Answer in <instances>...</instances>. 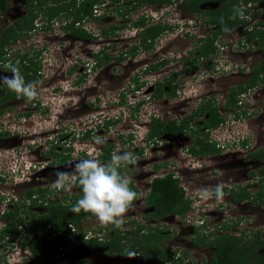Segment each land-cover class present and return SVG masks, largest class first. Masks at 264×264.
I'll use <instances>...</instances> for the list:
<instances>
[{
    "label": "flooded vegetation",
    "instance_id": "flooded-vegetation-1",
    "mask_svg": "<svg viewBox=\"0 0 264 264\" xmlns=\"http://www.w3.org/2000/svg\"><path fill=\"white\" fill-rule=\"evenodd\" d=\"M41 1L21 0L22 3H19V0H9L8 8L5 11H0V20L4 19L7 23L2 32L0 29V75L11 76L12 73L9 68L11 65H16L26 81H39L37 85L39 86L42 84L41 77L44 76L41 60L44 54L48 55L51 43H57L58 46L64 48L65 51L62 53L66 56L71 41L82 42L92 40V38L98 39L96 36L103 37L104 30L112 31L114 25H122V28L116 31L129 27L128 31H132V36L128 38L132 39L133 43L126 51L120 53L123 56L116 60V63L122 67L126 66L124 73L132 66V72L129 78L121 72L115 75L112 73L111 76H114L116 81L128 80L123 84L120 93L121 106L130 111V121L127 119V125L132 127L134 123L140 131L143 129L144 136L140 139L141 144L137 145L136 150L131 153H136V156L141 158L146 155L149 148H153V151L158 152V157H161L159 152L161 148H166V142L170 143L169 146L173 144L177 147L184 140H187L188 136L195 138L194 143L190 148H187L186 160L181 161L179 159L180 166L176 163L173 164V162H177V159L174 158L175 156L169 155L168 157L171 158L159 159L157 157L158 159L154 160L155 163L149 162L148 166L153 168L150 170L144 165L140 166L139 161L133 165V168H130V164L122 167L121 171L130 179L131 187L139 193L137 200L134 201V210L125 213V222L119 228L112 223H102L91 213L83 211L73 213V216L68 217L66 220L65 231H58V234H65L66 231L68 233L70 230L71 237L66 245L62 244L54 248V251L58 252L56 254V264H240V261H235L239 258L235 255L237 253L235 248L238 246H235L232 239L241 242L242 233L236 232L238 224H241V219L237 215L235 209L237 207L232 206L241 207L248 203L253 204V207L258 204L262 207L261 210L264 209V191H261V189L256 193L252 190L258 184L264 183V172H262L264 165L260 168L259 174H254L251 170L244 173L248 185H242L239 183L240 181H235V184L231 187L226 183L219 185L220 188H217L222 193L219 196L217 195L218 189L214 191L206 189L195 191V188H193L190 190L185 182L187 179L194 181L199 171H204V169L200 170L201 168L193 166L192 161L210 163V165L208 164V171H211L209 167L214 164L212 157L235 161L234 168L231 169L230 173L239 176L242 169L237 165L251 166L255 158H258L256 154L264 151V149L260 152L257 149L252 151L247 149L243 157L242 150L247 145L248 137L235 140L230 134V132L236 134L235 130L237 128L252 122H241L240 116L244 114L246 116H256L257 118L258 112H260L256 106L251 105L253 108H251V111H247L249 108L243 105L248 93H252V97L248 102L254 101L256 99L254 96H256L257 98L260 97L261 103L264 105L262 99L264 94V57L261 62H258L255 51V45L258 44L263 47L261 50L264 54V34L262 32L264 22L258 19L260 12L264 14V0H162V2L160 0H150L151 2L146 0H91L93 12L84 19L77 17L80 8L76 6L60 11L62 12L60 15L59 12L52 17L44 13V18L39 22V12L37 10L42 12L47 6L46 3L43 4V1ZM70 1L64 0L67 3ZM82 1L76 0V4L79 6ZM178 1L181 6L180 8H173L170 13L172 17L164 14L156 16L144 12L145 10H152L154 5L161 8L165 5H173L174 2ZM230 4L238 6L237 8H243L245 14L243 17L237 16L236 23L224 32L221 31L220 24L214 21V17L218 11L221 12L226 9L225 11L231 12V9H229ZM48 6L54 7L56 3L49 1ZM235 9L233 7L232 10ZM109 11L122 17L119 23L109 20L112 18ZM27 17L31 18L26 21ZM97 19L100 20L98 23L101 24L99 34L90 32L85 26L86 21ZM225 20L228 24L227 27H229L231 22H229L228 17ZM54 23L61 24L60 30L65 32L64 36L53 34L51 37L49 35V32L54 28ZM156 25H161L164 29L152 38L145 31L146 28ZM116 31L111 32L109 36L105 35L108 40L103 48V56L99 54L102 50L96 51L92 55L96 67H100L99 69H102V71L103 68L112 65V58L115 56L112 54V46H114L112 42ZM224 37L225 39H222ZM178 38L181 39L178 41ZM175 40L179 44H182V42L186 44L184 43V47L179 46L175 49L174 46L170 45ZM253 42L256 44H253ZM161 43H167V46ZM206 45L208 49H205ZM226 47L228 50H225ZM149 49H158L164 54L159 63L144 62V58L131 59V65H125L124 62L120 61L124 60L125 56L133 58L139 55L140 51ZM204 50L207 52H204ZM226 55L227 57H225ZM100 58L107 60L99 65ZM227 63H230L231 66L227 67ZM68 65L70 66L68 71L61 67V73L55 77L58 82L53 87L54 93L69 90V87L76 88V86L72 87L76 83L68 78L77 70L79 64L71 61V64L68 63ZM221 72L223 73L221 74ZM162 74H165V76L161 77ZM256 74H258L257 83L251 84L250 81ZM199 75L202 78L206 75L209 81L211 79L217 81L219 76H248L249 81L246 82L248 85L242 83L246 87L250 86V92H243L242 83H234L228 84L223 93V95L225 94L224 99L227 98V106L236 99V96H242L243 100L240 99V107L237 108L239 110L244 108V111L237 112L233 115V119L227 120L225 115H222L220 107L216 106L215 99H205L204 95H197L200 104L196 107L192 106L191 102L196 97L187 95L186 87H189ZM89 76L91 75H87V78ZM64 80H67L68 85H64ZM81 81L80 79L78 82ZM44 84L49 87L55 82L47 79ZM127 87L129 88L127 89ZM43 94L38 92L36 98L26 102L23 97L18 98L17 94L8 89L6 85L0 86V154L8 157L10 163L23 162L24 167H27L24 171L27 175L26 178L16 175L12 178L14 188L10 194L9 191H0L1 194L6 196L9 194V197L13 199V202L11 201L12 205L20 202L17 191L22 184H32L36 180L40 181L50 171L55 174L57 169L72 172L74 163L80 159H100L107 162L116 152L114 139L112 137L107 138V134L111 127L118 126L121 120L116 121L114 117L102 120L100 115L94 120L93 113L96 111L93 113L87 112L90 115L85 120L80 119L81 115L79 113L81 111L79 110L83 105L77 104L72 109L78 117L77 120L73 119L75 124L69 123L67 119L71 117H67V115L73 114L65 111L67 115L61 112L58 113V117L61 119L58 125L52 127V129H46L45 126L40 125L42 122L38 119L45 117V119L42 118L43 121H48L51 118L49 106L45 104ZM135 98H138V100L132 102L131 99L134 100ZM175 99L178 101L172 108L165 105V103L167 104V102ZM92 104L90 106H93ZM148 104L163 105L164 113L154 112L147 117L141 115L142 108ZM143 105L145 106L143 107ZM209 105L216 107V112L222 118L217 126H211ZM143 116L147 119H142ZM92 120L96 123L91 126L89 124L92 123ZM134 120L136 122H133ZM230 121L236 122L237 125L234 124L235 130L230 129L231 126H228ZM255 121H253V124ZM156 123H162L164 128H155ZM170 123L176 124L180 130L177 132L165 131ZM117 126L113 129L117 132L119 144L127 143L133 146L136 143V132H126L118 129ZM228 128L230 132H224ZM97 129H105L102 130V133L105 135L106 143L101 145L94 143L93 138L96 136L95 133H98ZM214 131L221 134L219 139L215 136ZM228 136L233 140H230ZM26 141L28 143H24ZM17 143L20 147H16ZM228 144L241 145L240 149H236V152L242 153L240 158L234 157L235 152L227 151L230 148ZM35 146L36 150L34 149ZM39 146H44V148H39ZM87 146L93 148L87 149ZM209 146L213 150L208 151ZM194 148L202 150L203 153L195 154L193 152ZM94 150L98 152L91 156L93 154L89 151L93 152ZM175 150H178V147ZM163 154L167 153L163 151ZM71 155L72 157L79 156V159L76 157L72 160ZM84 155L85 158H82ZM257 160L260 161L261 159L258 158ZM28 164H30V171L28 170ZM229 164L231 163H227L228 166ZM61 165L62 167H59ZM3 167L4 164L0 165V168ZM36 170L37 175L34 173ZM167 176L175 180L178 187L183 191L184 204H187L185 210L180 206H176L180 207V211H178V208L174 210L170 206L151 203L150 197L153 194L154 184L159 179ZM31 177H33L32 182L29 181ZM196 181L199 182L198 179ZM217 181H214V183H217ZM47 186L49 185L45 187ZM73 189L77 190L75 194L71 192ZM240 189L246 190L248 195L244 200L235 201L236 191ZM56 191L64 194L61 197L59 196V202L62 205L74 204L82 195L78 183H72L68 190ZM15 195L18 196V199H15ZM50 196L47 194L44 198H41L38 194L39 205L43 206L44 209L41 212L27 209L30 213L29 220H31L33 212L39 215L48 214ZM254 196L257 198L254 199ZM35 197L37 196L33 193L26 198L31 200ZM226 197L229 198V204L225 200ZM33 202L35 200L31 201V206ZM37 203L35 202V204ZM227 205L231 206V209L228 210ZM233 213H235L234 217L232 216ZM92 217L96 218V224L92 222ZM1 218L3 217L1 216ZM41 222H43L42 218ZM24 231L26 233L30 231V228L26 227ZM48 231L49 223L43 226L41 232L36 233L38 238L34 240L40 237L43 238ZM228 235L232 237L225 238ZM258 235L262 238L258 232L255 233L254 238L256 239ZM48 238H51V235H48ZM262 239L264 240V238ZM46 240L47 246H56L54 238ZM253 241L244 245H250ZM230 243H233V248L228 246ZM128 251H134L136 255L129 257L127 256ZM210 252H214V254ZM30 253L35 264H39L31 251ZM258 259L254 263H257Z\"/></svg>",
    "mask_w": 264,
    "mask_h": 264
},
{
    "label": "rangeland",
    "instance_id": "rangeland-1",
    "mask_svg": "<svg viewBox=\"0 0 264 264\" xmlns=\"http://www.w3.org/2000/svg\"><path fill=\"white\" fill-rule=\"evenodd\" d=\"M21 0H19V3ZM180 2H174L173 5H165L163 7H158L157 5H154L152 7V10H145L144 12H149L152 13L153 15L156 16H160V15H168L170 16L171 11L173 10V8H180ZM230 8L227 6V8L233 9L237 8L236 6H232L231 4L229 5ZM25 8V6H24ZM31 8V7H30ZM33 8V7H32ZM37 10V9H36ZM39 22L42 21L41 19L44 18V13L45 11H39ZM59 13V12H58ZM62 12L59 13V15ZM109 15L112 16V18H110L109 20L114 21L115 23H119V20L122 19L121 16L112 13L111 11H109ZM230 16H228V20L229 22H232L233 20H237V15L235 13L230 12L229 14ZM132 16V15H131ZM172 17V15L170 16ZM31 17H27L26 21H28ZM129 19V18H126ZM258 19L262 20L264 22V14L262 12H260L258 14ZM100 20L97 19L95 21H86L85 22V26L86 28H88V30L90 32H94L96 34H99V29L101 27V24H99ZM61 23V22H60ZM7 25V23L3 20H0V29L2 32V29ZM60 25L59 23H54L53 25V30L49 32V35L52 37L53 34L54 35H59V36H64L65 32H62L60 30ZM129 28V27H128ZM128 28H124V30H118L119 33H117L118 31H116L115 34V38L113 39L114 43L112 46L113 47V52L112 54L115 55L112 58V65L99 69L100 67H96V63H95V59L92 57L93 53H95L96 51L102 50V52H100V56H103V48L105 47V45L107 44V40L105 37L102 36H96V38H92V40H86V41H82V42H75V41H71L69 48H68V53L65 56L64 53H62L64 50V48L60 47L57 45V43H51L49 45L50 49L48 52V55L46 56V54L43 55V59L42 61V69L44 76L41 77V82L42 84L37 86L38 88V92H41L44 97L43 100L45 101V104L49 106V110H50V115L51 118L48 121H43V119H45V117L42 118H38L41 120L42 123L40 124L41 126H45V128H51L58 125V123H60L61 119H59L58 117V113H65V111H68L67 113H71L73 115H67L71 116L68 117L67 119L69 120L68 122H72L75 124L74 120L78 117H76L77 115L74 113V111L72 110L74 107L78 105H83L82 108L79 110L81 111L79 113V115H81L80 119L85 120L87 116H89L90 112L93 113V119L96 120L97 116H102L101 119L104 120L108 117H114V119L116 121H120V123L118 124L117 128L126 132H131V131H135L137 134V138L135 140V144L129 145L127 143L123 144L120 143L119 144V138H117V132L115 131V129H113L114 127H111L109 133L107 134V138H111L114 139V144L116 146V153L118 152H123V151H128V152H132L136 150L137 145L141 144L140 139L144 136L143 134V129L140 131L139 128H137L138 126L135 125L133 123V126L131 127V125H127L129 118V109H127L124 106H121V101H120V93L122 92L123 89V84H125L126 81H128L127 79L124 81H116L114 80V76L112 77V73L115 75L116 73L121 72L122 74H125L127 76V78H129V75L132 72V66H130L128 68V71H126V73H124L125 67H122L120 65H118L116 63V60H118L119 58H121V54L122 51H126V49H128L132 43L133 40L129 39V36H132V31H128ZM63 29V28H62ZM264 34V30L262 31ZM236 37V35H235ZM264 37V36H263ZM56 39V37H55ZM178 38L177 40L179 41ZM222 39H225L222 38ZM177 40H175L173 43H168L171 46H174V48L176 49V47L179 48V46H183L186 43L182 42V44H179V42H176ZM171 41V40H170ZM57 42V41H56ZM165 43V42H164ZM161 43V44H164ZM185 43V44H184ZM160 44V45H161ZM253 44H256L255 42H253ZM165 46H167V43L164 44ZM184 47V46H183ZM255 51H256V60L258 62L262 61V58L264 57V54L262 52L261 49H263V47H261L260 45L256 44L255 45ZM180 50V49H177ZM184 50V49H183ZM225 50H228V48L226 47ZM158 49H149V50H142V52L140 51L139 55L134 56L133 58H129L127 56H125L124 60H120L121 62H124L125 65H131V59H142L144 58L145 61L144 62H155V63H159L161 60L162 55H164L161 51H158ZM157 52V54H155ZM220 52V50H219ZM120 55V56H119ZM227 57V55L225 56ZM68 58V60H67ZM209 60V58H208ZM71 61H75L78 65L77 70L72 74L69 75V80H71L73 83H76V85H72V87H75V89H72L71 87H69V90H61L60 92L57 91V93H54L53 91V87H55V85H57V79H55L56 76H59V74L61 73L62 70H60V68L62 67V69H64L65 71H68L70 69V66L68 65V63L71 64ZM206 62V61H204ZM264 62V61H263ZM226 65V64H225ZM231 64L227 63V67H230ZM67 67H69L67 69ZM204 68V67H203ZM223 70V69H222ZM223 72H221L222 74ZM91 75L87 78V75ZM210 74V73H209ZM165 76V74H162L161 77ZM241 76V75H240ZM207 76L204 75V77L202 78L200 75L199 77L195 78V80L192 82L191 85H189V87H186V93L187 95H192V96H200V95H204V98L207 99H211L214 98L215 99V104L216 106L221 110L222 115H225V117L228 119H233V115L236 114L237 112H241L244 111V108H241L240 110L237 107L239 106V101L240 99H242V96H236V99L234 100V104L233 107H228L227 106V98L224 99V91L227 89L228 84H234V83H242L244 82L246 85H248L246 82L249 81L248 76H243V77H239V76H219V78L217 79V81H213L211 79V81L207 80ZM51 80L55 82V84H51L52 86L49 85V87L46 86V81ZM82 80L80 83L78 82L79 80ZM66 81V82H65ZM44 82V83H43ZM70 82V83H72ZM78 82V83H77ZM242 83V89L244 93H248L250 92L249 87L246 85L244 86ZM64 85H68L67 80H64ZM261 86V84H259ZM129 87H127L128 89ZM216 90H218V92H216ZM252 93H248L247 98L244 100V104L245 106H247L249 108V110L247 111H251V108H253L252 106H256L257 110L260 111L258 112V116L256 118V116H246V115H242L241 117V122L244 123H248L250 121H252L251 123L242 125L241 127L237 128L235 130L234 124H236V122L230 121L228 126H231L230 129H233L236 131V134L234 132H230V129H226L224 132H230V134L234 137L235 140H239L243 137H248V142L247 145L243 148V157L245 155V152H247L246 150L248 149V151H252V150H256L258 152L262 151L264 149V105H262L261 103V99L260 97L257 98L256 96H254L256 99L252 102H248V100L251 99ZM245 97V96H244ZM199 98L196 97V99H194L191 104L192 106L196 107L198 104H200L199 100H197ZM262 99L264 100V94L262 95ZM138 98H135L134 100L131 99V101H137ZM243 100V99H242ZM130 101V100H129ZM176 101H178L177 99L172 100L167 102V104L165 103V105L168 106V108H172L174 106V104L176 103ZM214 102V101H212ZM93 103V104H92ZM90 104H92L93 106H90ZM255 104V105H253ZM264 104V103H263ZM252 105V106H251ZM145 105H143L144 107ZM47 107V106H46ZM189 108V105H188ZM230 109H232V111H230ZM142 113H140L141 115H145L146 117L148 115H150L151 113H164V106H154L151 104L146 105L144 108H142ZM89 112V113H87ZM75 114V115H74ZM145 116H143L142 119H147ZM203 118V117H202ZM74 119V120H73ZM92 119V118H91ZM100 119V120H101ZM119 119V120H118ZM128 119V120H127ZM77 120V119H76ZM92 120V123L89 125H95L96 121ZM98 120V121H100ZM127 120V121H126ZM235 120V119H234ZM255 121V123L253 124V121ZM130 121V120H129ZM133 122H136L135 120ZM233 122V123H232ZM67 124V123H66ZM130 124V123H129ZM239 125V124H238ZM251 125V126H249ZM39 126V127H41ZM226 128V127H225ZM113 129V130H112ZM93 130V129H92ZM98 133H95V135H99L101 137H105L104 133H102V130L105 129H97ZM216 133V131H214ZM202 135V134H201ZM200 135V136H201ZM215 136L219 139V137H221V134L216 133ZM139 138V139H138ZM223 138V136H222ZM228 138H230V140H233L230 136H228ZM195 138L193 136H188L187 140H184L183 143L178 147L175 145H171L169 146V142L167 143V146H165V149L161 148V151L159 152L161 154V157H158V152L153 151V148H149L146 155H144L143 157H137L136 153L134 154L135 157L137 158V162H140V166H146L147 169H153L152 166H148L149 162L155 163L154 160L156 159H162V158H171L168 157L169 155L175 156L174 158L177 159V162H173L176 163L177 165L180 166V162L178 163L179 159L181 161H183L185 159V157L188 155V151L187 148L192 145V143H194ZM111 142V140H110ZM24 143H28V141L24 142ZM18 145V146H17ZM230 148L227 150L229 152H235L234 153V157H238L240 158V155H242V153L240 154V152H236L238 150V148L240 149L241 145H230ZM95 146V145H93ZM16 147H20V145L17 143ZM96 147V146H95ZM109 147V146H108ZM39 148H44V146H39ZM89 148H93V147H89L87 146V149ZM34 149L36 150V146L34 147ZM237 149V150H236ZM25 150V149H24ZM93 150V149H92ZM97 150H99L97 148ZM165 151L167 154V156H165L163 154V151ZM23 151V149H22ZM29 152V151H28ZM98 151H93L90 152L91 156H94V154H96ZM2 153V152H1ZM262 153V152H260ZM179 154V155H178ZM40 155V154H39ZM34 156V155H33ZM76 157L79 159V156H73L71 155V159L74 160L76 159ZM158 157V158H157ZM74 158V159H73ZM85 158V155L82 157ZM214 159V164H212V166H210L209 168H211V171H208V164L210 165V163H204L201 161H192L191 163H193V166H195L196 168H201L200 170H203V172L199 171L197 177L193 180H189L187 179V181L185 182V185L188 187V189L192 190L193 188H195V191H200V190H217L220 188L219 185L222 184H227L229 185V187L233 186L236 182L241 183L242 185H248V182H246L245 177H244V173H246L247 170H251L252 173L254 174H259V170L262 167V165H264V159H261L260 161H258L255 158L254 163L250 166L247 165V167H243L242 165L238 164L237 167H239L240 169V175L239 176H234L233 173L231 171L232 168H234V163L235 161H229V160H225L222 159L220 157H212ZM59 159V158H58ZM173 159V158H172ZM186 160V159H185ZM12 162V161H11ZM226 163V164H224ZM227 163H231L229 164V166L227 165ZM3 168H0V191L2 192H7L9 191V194L12 192L13 190V182H12V178L16 175V176H25L23 175L25 172V170L27 169V167H24V163L20 162L18 164L15 163H10L8 157H4L3 155L0 154V165H3ZM28 170L30 169V164H28ZM59 167H62L59 166ZM130 168H133V165L130 164ZM194 168V169H196ZM24 169V170H23ZM213 169V170H212ZM30 171V170H29ZM131 171V170H130ZM37 173V170L34 172ZM210 173V174H209ZM35 175V174H34ZM43 175V174H40ZM52 175V176H51ZM27 177V176H25ZM222 177V178H221ZM16 178V177H15ZM196 179H198L199 182L196 181ZM218 180V181H217ZM55 181V174H52L51 171L49 173H47L46 175H44L40 181H33V183H24L22 184L19 189H18V196L20 197V204H23L24 206L22 207L21 210H23L25 213V219L29 220V216L30 213L27 211V209L30 210H35L36 212H41L44 208L43 206L39 205V201L38 198H36V202H38L37 204H35V202L32 203L31 206V201L34 199L31 198V200H26V197H29V195L26 194V191L28 189H30L31 187L35 188L36 191L34 192L36 196H38V194H40V190L38 188H43L46 185H50L52 187L53 182ZM205 181V183H204ZM214 181L217 183H214ZM32 182V181H31ZM52 184H51V183ZM189 185H193V186H189ZM262 185V186H261ZM219 187V188H217ZM262 189V190H261ZM253 191H255L256 193L261 190L264 191V183L262 184H258L257 186L252 188ZM212 191V192H213ZM71 192H73V194H75V192H77V190L75 191V189H73ZM8 196L4 197L2 203L0 204V229H2V227L4 226V224L6 223L3 218H1L2 213L5 210H8L11 207V202H8L7 205H3L4 202L9 201V199L11 197ZM3 194H1L0 192V197ZM55 195L58 196H62L64 195L63 193H59V191L57 192L55 190ZM256 195V194H255ZM22 196V197H21ZM264 196V193H263ZM52 196H50L49 198H51ZM255 197V196H254ZM257 197H255L254 199H256ZM225 199V198H224ZM226 202L229 204V198L226 197ZM259 200V199H258ZM226 205V204H225ZM30 207H35V208H30ZM228 207V210L231 209L228 205L226 206ZM232 207H237L235 208L237 211V215L240 216L241 219V224H238V229L236 230L237 233H242V239L241 242L236 239H232L236 244H238V247H241V245L247 244L250 241H253L255 238V233L258 232L261 234L262 238H264V209L261 210L262 207H260L258 204H255V207H253V204H245L240 206H232ZM263 207H264V203H263ZM233 217L235 216V213H233L232 215ZM92 222H94L96 224V218L92 217ZM98 220V219H97ZM25 237V231H23L21 234H19L17 236V238L13 239L11 241L10 238L6 237L5 239L0 241V264H35L34 259L28 249V247L23 246V240ZM38 238V234H36L35 236L32 237V239H36ZM253 252V249H250L248 251H246L245 253H242V255L238 258L235 259V261H240V264H255L254 261L257 259V257L261 256L262 253L264 252V246L263 247H257V249L255 250L256 252V257H253L251 254ZM211 254H214V252H210ZM247 257V259L245 258Z\"/></svg>",
    "mask_w": 264,
    "mask_h": 264
},
{
    "label": "trees",
    "instance_id": "trees-1",
    "mask_svg": "<svg viewBox=\"0 0 264 264\" xmlns=\"http://www.w3.org/2000/svg\"><path fill=\"white\" fill-rule=\"evenodd\" d=\"M43 4L46 3V9L44 10L45 13L49 14L50 17L54 16L60 11H64L65 9H69V7L75 8L76 6L79 7V12L77 14V17H81L84 19L87 15H90L93 12V4L91 3V0H83L81 4L78 6L76 4V0H71L70 2H64V0H42ZM41 1V2H42ZM49 1L56 3V6H48ZM147 2H151L150 0H146ZM162 2V0H160ZM34 2V1H32ZM9 6V0H0V11H5ZM226 10V9H225ZM221 11L217 12L215 14V19L214 21L218 22L220 24V29L221 31L226 32L228 29L232 27L234 23H236L237 20H233L230 23V26L227 27V21L225 20L226 17L228 16H223V15H228L230 12L228 11ZM232 13H235L234 10L231 11ZM236 14V13H235ZM239 16L238 14H236ZM223 16V17H222ZM76 17V18H77ZM113 29L112 31H108V29L104 30V35L109 36L111 32L116 31L117 29H121L122 25H114L112 26ZM164 29L163 26L161 25H156V26H151L146 28L145 33L154 38L159 32H161ZM264 40V38H263ZM205 49H208L207 45L205 46ZM204 52H207L204 50ZM103 60V62H102ZM105 60L100 58L99 65L101 63H104ZM264 63V62H263ZM260 70V69H258ZM258 80V74H256L250 81L251 84L257 83ZM234 101H231L229 103V106L233 107ZM209 111L211 114L210 118V123L211 126H217L222 120V118L219 116V114L216 112V107H212V105H209ZM111 122V121H110ZM157 124V123H156ZM155 128H164V125L162 123H158ZM178 129L176 124L170 123L167 125L165 131H173L177 132ZM213 147V145H211ZM212 147L209 146L208 151L213 150ZM206 151V152H208ZM193 152L195 154L198 153H203L202 150H198L194 148ZM259 159H264V151L262 153H257L256 154ZM264 172V168L262 170ZM40 197L44 198L47 194L51 195L50 202L48 203V214H42L39 215L38 213L33 212L32 213V218L31 220H26L24 211L21 210L22 207L24 206L23 204L19 203H13L12 207L8 210H6L4 213H2L3 220L6 222L5 225L0 229V241L5 239L6 237L10 238L11 241L19 234H21L26 227L30 228V231L25 233V237L23 240L24 246H27L28 249L32 252L34 257L36 258L37 262L39 264H56L57 262V255L58 252L54 251L55 247H59L60 245H66L68 241L70 240V233L68 231L65 232V234L60 233L58 234V231L64 232L65 228L67 226V218L72 217L73 213L70 211V206L72 207L73 204L70 205H62L60 201V198L58 195H55V189L52 188L50 185L45 187V188H40ZM36 189L32 188L27 191V195L31 196ZM248 195V192L244 189H240L239 191H236V196L234 198L235 201L238 200H244L245 197ZM151 203L155 205H166L170 206L172 209L175 210V208H178V211H180V207L187 208V204L184 200V193L183 191L178 187L177 183L175 180H173L170 176H167L165 178L159 179L155 184H154V190L153 194L150 197ZM13 202V201H12ZM36 202V200H35ZM181 202V203H180ZM180 206V207H176ZM185 210V209H184ZM41 218L43 219V222H41ZM49 223V231L44 234L43 238L40 237L37 240H33L32 237L42 231V228L44 225ZM68 230V229H67ZM48 235H51V238H48ZM232 236H225V238H230ZM54 238L56 240V246L53 245H46V239H52ZM228 244V243H227ZM228 246L233 248V243H230ZM235 246H238L236 244ZM264 246V240L258 235L256 236V239L250 243V245H242L241 247H237L236 249V256H241L242 253H245L246 251L253 249V252L251 255H256L255 250L257 247H263ZM255 252V253H254ZM247 259V257H245ZM259 258L257 263L255 264H264V253L257 257ZM248 261V259H247ZM251 264V262H250Z\"/></svg>",
    "mask_w": 264,
    "mask_h": 264
},
{
    "label": "clouds",
    "instance_id": "clouds-1",
    "mask_svg": "<svg viewBox=\"0 0 264 264\" xmlns=\"http://www.w3.org/2000/svg\"><path fill=\"white\" fill-rule=\"evenodd\" d=\"M234 12L241 17L245 14L243 8H236ZM9 70L12 73L11 76L0 75V86L6 85L17 94L18 98L23 97L26 102L38 96L39 81H26L16 65H11ZM93 141L97 145L107 142L99 135L95 136ZM136 163L137 158L128 151L112 155L107 162L100 159H80L74 163L72 172L59 169L55 171L52 188L68 190L72 183H78L82 195L72 205L71 212L91 213L102 223H112L119 228L125 222V213L134 210V201L139 196V193L131 187L130 179L122 173L121 169L128 164ZM217 195H222L219 189ZM3 196L5 195L0 197V204L4 199ZM36 198L38 196L34 200ZM12 200L10 198L9 202ZM135 255L134 251L127 252L129 257Z\"/></svg>",
    "mask_w": 264,
    "mask_h": 264
},
{
    "label": "built area",
    "instance_id": "built-area-1",
    "mask_svg": "<svg viewBox=\"0 0 264 264\" xmlns=\"http://www.w3.org/2000/svg\"><path fill=\"white\" fill-rule=\"evenodd\" d=\"M41 164H42V163H41ZM39 165H40V164H39ZM39 168H40V167H39ZM23 175L27 176L26 173H24ZM25 176H24V177H25ZM25 178H26V177H25ZM39 178H40V177H39ZM29 181H33V177L29 178ZM14 197H15V199H18V196L15 195ZM8 202H9V201L4 202L3 205H7Z\"/></svg>",
    "mask_w": 264,
    "mask_h": 264
}]
</instances>
